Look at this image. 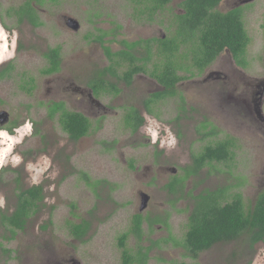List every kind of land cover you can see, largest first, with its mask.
<instances>
[{
    "label": "rangeland",
    "instance_id": "1",
    "mask_svg": "<svg viewBox=\"0 0 264 264\" xmlns=\"http://www.w3.org/2000/svg\"><path fill=\"white\" fill-rule=\"evenodd\" d=\"M25 1L0 0V45L5 47L0 70L10 69L0 77V113L8 115L6 121L0 117V211L14 210L18 189L40 186L43 199L13 237L0 224V264H122L118 237L129 231L136 214L144 218L142 233L139 238L130 234L126 246L133 255L139 248L147 250L146 264H264V241L251 246L246 235L215 244L196 260L180 244L192 208L186 193L228 187L227 200L238 193L247 210L264 192V137L233 102L239 101L235 83L239 89V81L264 76V0L243 9L249 37L244 74L222 52L202 73L192 69L194 75L179 81L176 96L159 102L153 115L142 101L162 88L148 75L155 65L160 67L162 57L152 49L146 72L134 74L128 85L107 74L119 92L94 96L89 84L100 72L112 66L122 76L128 66L125 61L121 67L111 63L95 38L106 32L103 45L112 53L126 50L122 41L165 39L182 0H172L153 21L136 16L130 0H34L39 27L7 15ZM235 1L223 0L216 9L225 12ZM69 18L78 22L77 31L67 27ZM55 47L60 50L59 70L42 75L47 66L43 54ZM143 50L131 53L140 59ZM141 62L131 67L143 66ZM30 78L34 88L27 92L21 87L27 88ZM52 101L85 115L89 134L69 139L57 118L47 117L46 104ZM131 106L144 117L136 132L123 124ZM262 111L264 115V102ZM221 140L233 142L232 160L189 178L182 197L169 193L166 185L190 164L192 153ZM142 194L149 201L140 212ZM81 220L90 229L77 241L67 227Z\"/></svg>",
    "mask_w": 264,
    "mask_h": 264
},
{
    "label": "trees",
    "instance_id": "2",
    "mask_svg": "<svg viewBox=\"0 0 264 264\" xmlns=\"http://www.w3.org/2000/svg\"><path fill=\"white\" fill-rule=\"evenodd\" d=\"M33 1L26 0L17 9H9L7 15L15 16L18 22L27 20L33 27L41 26L42 22L38 20L32 4ZM35 1L40 2V0ZM130 1L136 6V16L153 21V16L158 12L161 13L172 0ZM220 1L182 0L180 7L183 14L172 15L170 27H168L171 29L170 35L165 39L153 38L131 44L122 41L126 50L112 53L108 47L103 45V37L107 33L103 32L97 36L95 39L102 46L111 63L121 67L125 61L128 66L122 76L112 70V66L106 68V71L100 72L96 79L90 81L89 86L92 94L94 96H99L102 93L117 94L119 89L114 83L108 82L105 76L110 74L128 85L134 74L146 72L145 64L150 60L152 49L155 50L158 58L162 57L163 61L160 67L155 65V68L148 75L154 78L163 89L151 93L142 101L143 109L150 115L154 114L153 110L159 102L176 96L175 86L179 81L193 76L195 71L199 74L202 73L224 50L230 52L237 65L245 67V53L249 37L244 29L241 10L233 9L225 13L219 12L216 7ZM138 47L144 49L145 53V56L140 59L135 58L131 53V50ZM184 50L187 51L183 53ZM43 57L47 61V66L41 70V74L56 73L60 66L59 47L48 49ZM137 61H142L143 66L131 67ZM9 70V67L0 70V77L5 76ZM178 71H183L189 75L181 76ZM27 84V88L22 86L21 89L31 92L34 88L33 79L30 78L26 82ZM46 111L49 119L57 118L60 128L69 139L77 141L89 134L90 120L82 113L66 110L63 102L52 101L47 103ZM143 123L144 117L138 108L131 106L125 109L123 124L126 129L136 132ZM233 145L231 140L215 141L212 144H206L200 151L192 153L190 164L181 168L182 173L173 176L171 182L166 185L168 192L173 195L180 194L181 197L185 195L183 194L184 183L189 178L198 176L204 168L213 170L215 164L227 163L232 160ZM83 178L87 180L86 175ZM96 184H100V182H96ZM227 189L228 187L214 190L204 189L195 196L186 193L192 199V208L188 216L187 230L180 244L192 260H196L200 252L210 249L213 245L234 241L242 235L248 236L251 246L264 241V192H260L251 207L245 210L240 194L231 195V200H227ZM18 190L14 210L10 214L6 211H0V224L11 234V237L16 231L24 229L28 217L37 209L43 199L40 186ZM143 221L144 218L140 214L134 215L129 231L118 237L122 264H146L147 262V250L144 251L139 248L133 255L131 249L126 246V239L130 234L137 238L140 237ZM67 228L72 238L82 241L90 229V224L85 220H81L80 223L69 222ZM173 264L198 263L176 262Z\"/></svg>",
    "mask_w": 264,
    "mask_h": 264
},
{
    "label": "flooded vegetation",
    "instance_id": "3",
    "mask_svg": "<svg viewBox=\"0 0 264 264\" xmlns=\"http://www.w3.org/2000/svg\"><path fill=\"white\" fill-rule=\"evenodd\" d=\"M222 1L223 0H221L220 3ZM254 1L255 0H237V1L233 2V5H231V7L228 10H226L225 12H228V11L233 10V9H240L241 15L243 18V9L249 7L250 5H248V4H251ZM219 4H218V7H219ZM225 12H223V13H225ZM176 14H183V10L181 9L180 6H179V8H177ZM242 22H243V19H242ZM244 29H245V27H244ZM223 53H226L228 56L232 57L228 50H224ZM232 59H233V57H232ZM233 61H234V59H233ZM263 62H264V57H263ZM235 67L237 68V70L240 72L241 75L244 74L243 73L244 67L239 66L237 64ZM211 75L212 74L210 73L208 76L211 77ZM236 79L237 80H243V77H239V78L237 77ZM239 82L242 83L243 87L239 88L240 89L239 90L237 83H235L233 85V92L235 91V93L238 94L240 102L235 101V100H233V102L238 107H240L241 111L245 115H247V117L249 118L248 121L251 123V125H253L255 127V129L258 132H260L261 135L264 137V121L258 115L259 111H261L263 113L262 107H263V102H264V76L260 77V78L253 79L251 83L250 82H241V81H239ZM162 89L163 88H161V90ZM238 90L240 91V93L237 92Z\"/></svg>",
    "mask_w": 264,
    "mask_h": 264
},
{
    "label": "water",
    "instance_id": "4",
    "mask_svg": "<svg viewBox=\"0 0 264 264\" xmlns=\"http://www.w3.org/2000/svg\"><path fill=\"white\" fill-rule=\"evenodd\" d=\"M67 27L70 28L73 31H77L79 29V24H78V22L76 20L69 18L67 20ZM258 115L264 121V115H263V113L261 111L258 112ZM1 116L4 117L5 121H6V118H8V115L5 112H1L0 113V117ZM148 201H149V196L145 195V194H142L141 195V204H140V208H139L140 212L143 211L146 208Z\"/></svg>",
    "mask_w": 264,
    "mask_h": 264
},
{
    "label": "bare ground",
    "instance_id": "5",
    "mask_svg": "<svg viewBox=\"0 0 264 264\" xmlns=\"http://www.w3.org/2000/svg\"><path fill=\"white\" fill-rule=\"evenodd\" d=\"M1 38H2V37H1ZM0 48H1V49H0V50H1V52H0V56H1L2 54H4V53H3V48H5V47H3V46L0 45ZM4 51H5V50H4ZM2 56H3V55H2ZM2 56H1V57H2Z\"/></svg>",
    "mask_w": 264,
    "mask_h": 264
}]
</instances>
